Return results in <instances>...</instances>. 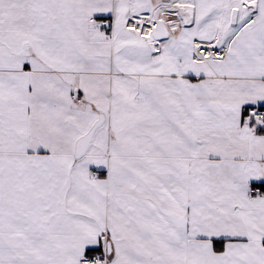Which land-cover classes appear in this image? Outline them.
<instances>
[{
    "label": "snow or ice",
    "instance_id": "snow-or-ice-1",
    "mask_svg": "<svg viewBox=\"0 0 264 264\" xmlns=\"http://www.w3.org/2000/svg\"><path fill=\"white\" fill-rule=\"evenodd\" d=\"M0 264H264V0H0Z\"/></svg>",
    "mask_w": 264,
    "mask_h": 264
}]
</instances>
